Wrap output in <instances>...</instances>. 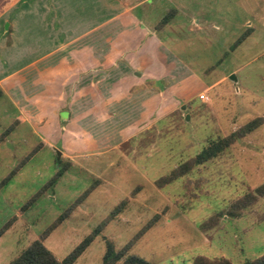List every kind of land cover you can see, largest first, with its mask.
Masks as SVG:
<instances>
[{
	"label": "rangeland",
	"instance_id": "374dc122",
	"mask_svg": "<svg viewBox=\"0 0 264 264\" xmlns=\"http://www.w3.org/2000/svg\"><path fill=\"white\" fill-rule=\"evenodd\" d=\"M67 1L81 12L85 26L133 6L135 16L164 43L148 48L153 61L148 72L166 85L172 82V88L163 87L162 94L152 97L165 106L151 111L150 127L105 144L145 114L141 101L127 104L130 114L119 111V127L94 125L96 144L86 142L75 151L73 145L57 144L64 151L59 157L55 149L39 148L33 135L20 133L27 131L25 125L4 139L11 119L0 99V229L6 225L0 233V264L71 206L42 239L62 258L121 202L120 211L72 264H101L106 239L115 249L131 242L126 252L152 264H192L198 255L243 264L262 254L264 194L255 188L264 182V0ZM165 14L168 19L159 24ZM141 28L140 22L136 31ZM246 29L248 35L230 48ZM261 115L258 126L215 156L158 183L202 148ZM248 193L255 195L245 206H233Z\"/></svg>",
	"mask_w": 264,
	"mask_h": 264
},
{
	"label": "crops",
	"instance_id": "0c3cea01",
	"mask_svg": "<svg viewBox=\"0 0 264 264\" xmlns=\"http://www.w3.org/2000/svg\"><path fill=\"white\" fill-rule=\"evenodd\" d=\"M39 1L0 0V99L11 119L4 139L25 125L27 131L19 132L33 135L39 148L56 152L57 144H68L75 151L80 144L97 143L92 126L119 127V111L130 114L127 107L140 101L145 114L105 144L150 127L151 111L165 106L152 97L162 94L163 87L172 88V82L166 85L148 72L153 63L148 48L164 43L135 16L133 6L85 26L70 1ZM75 13L78 18L71 19ZM67 155L72 159V153Z\"/></svg>",
	"mask_w": 264,
	"mask_h": 264
},
{
	"label": "trees",
	"instance_id": "16d2710c",
	"mask_svg": "<svg viewBox=\"0 0 264 264\" xmlns=\"http://www.w3.org/2000/svg\"><path fill=\"white\" fill-rule=\"evenodd\" d=\"M169 17V14L163 15L159 24H163ZM249 33V30L246 29L243 31L236 40L230 45V48H234L239 42H241ZM263 121V116H257L237 130L230 132L224 138L212 142L210 145L202 148L192 159L179 164L176 168L172 169L170 174L161 176L157 179L158 183L163 184L168 182L170 179L176 177L183 171L189 169L191 165L203 162L210 157L215 156L218 151L234 141L237 137L243 135L244 133L254 129ZM9 129L6 128L2 133H5ZM62 172L61 169L57 171V173L51 178L50 182L55 180V177ZM5 179V178H4ZM4 179L2 181H4ZM255 193L257 194H264V182L259 184L255 188ZM255 194L248 193L244 195L242 198H239L233 203L234 207H242L246 205V202L249 201V198L254 197ZM81 196H79L76 201H79ZM122 203L117 204L113 209L110 211L109 216L106 220H103L99 224H97L91 232L86 234L76 245H74L71 250L62 258H57L54 253L46 247V245L42 242L43 237L47 235V233L59 222L63 219L66 213L71 209V206L67 208L63 213H61L57 219L49 225L47 229H45L40 237L33 239L27 246H25L15 257L9 260L5 264H72L76 258L86 249V247L90 244V242L94 239L95 235L99 233L102 228V225L114 216L118 211H120ZM152 223L150 220L143 228L136 234L139 236L143 231ZM6 225H4L0 229V233L5 229ZM131 242H127L121 248L115 249L113 243L106 239L105 240V250L102 255L101 264H152L147 259L143 258L134 253H127V249ZM192 264H234L231 260L226 257H215L209 258L204 255H198L193 259ZM243 264H264V252L259 256L246 260Z\"/></svg>",
	"mask_w": 264,
	"mask_h": 264
},
{
	"label": "water",
	"instance_id": "95a60500",
	"mask_svg": "<svg viewBox=\"0 0 264 264\" xmlns=\"http://www.w3.org/2000/svg\"><path fill=\"white\" fill-rule=\"evenodd\" d=\"M229 76H230V78H232V79H234V80L236 79V76H235L234 73H231ZM56 154H57V157L60 156V151H59L58 149L56 150Z\"/></svg>",
	"mask_w": 264,
	"mask_h": 264
},
{
	"label": "built area",
	"instance_id": "2783aa9c",
	"mask_svg": "<svg viewBox=\"0 0 264 264\" xmlns=\"http://www.w3.org/2000/svg\"><path fill=\"white\" fill-rule=\"evenodd\" d=\"M200 96L202 97L203 95L201 94Z\"/></svg>",
	"mask_w": 264,
	"mask_h": 264
}]
</instances>
